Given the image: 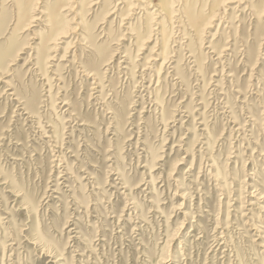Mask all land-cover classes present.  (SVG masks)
Here are the masks:
<instances>
[{"label":"rangeland","instance_id":"obj_1","mask_svg":"<svg viewBox=\"0 0 264 264\" xmlns=\"http://www.w3.org/2000/svg\"><path fill=\"white\" fill-rule=\"evenodd\" d=\"M0 264H264V0H0Z\"/></svg>","mask_w":264,"mask_h":264},{"label":"bare ground","instance_id":"obj_2","mask_svg":"<svg viewBox=\"0 0 264 264\" xmlns=\"http://www.w3.org/2000/svg\"><path fill=\"white\" fill-rule=\"evenodd\" d=\"M33 110V109H32Z\"/></svg>","mask_w":264,"mask_h":264}]
</instances>
